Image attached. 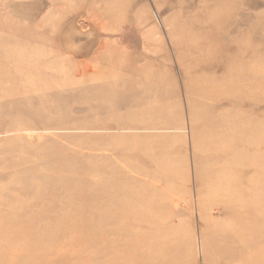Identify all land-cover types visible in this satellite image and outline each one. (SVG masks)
<instances>
[{"label":"rangeland","instance_id":"obj_1","mask_svg":"<svg viewBox=\"0 0 264 264\" xmlns=\"http://www.w3.org/2000/svg\"><path fill=\"white\" fill-rule=\"evenodd\" d=\"M0 64V264H264V0H0Z\"/></svg>","mask_w":264,"mask_h":264},{"label":"bare ground","instance_id":"obj_2","mask_svg":"<svg viewBox=\"0 0 264 264\" xmlns=\"http://www.w3.org/2000/svg\"><path fill=\"white\" fill-rule=\"evenodd\" d=\"M208 40V39H207ZM205 42V41H204ZM208 42V41H207ZM206 42V43H207ZM210 44V43H209ZM9 66L10 67V63L6 62V67ZM228 66V65H227ZM7 67V68H9ZM228 71V70H227ZM8 76H10V73L9 72H5V69L3 68V64H0V77L2 79H4L3 82H0V90H5V86H6V83L10 82L8 81ZM8 79V80H7Z\"/></svg>","mask_w":264,"mask_h":264}]
</instances>
